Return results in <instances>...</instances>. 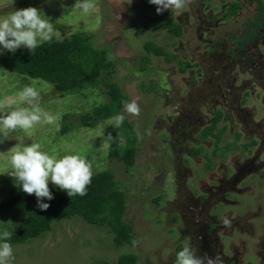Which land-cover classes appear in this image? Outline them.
I'll return each instance as SVG.
<instances>
[{
    "label": "rangeland",
    "instance_id": "rangeland-1",
    "mask_svg": "<svg viewBox=\"0 0 264 264\" xmlns=\"http://www.w3.org/2000/svg\"><path fill=\"white\" fill-rule=\"evenodd\" d=\"M75 3L0 0V17L42 9L54 24L52 40L91 34L117 60L95 83L60 92L50 82L5 68L1 59L11 52L0 46V98L38 79L49 85L41 91V107L59 117L0 143V201L19 186L4 154L19 143L15 137L25 145L41 143L58 157L79 153L93 161L94 173L109 171L127 188L125 218L138 243L116 246L108 226L77 215L55 218L50 231L10 243L12 264H119L122 253H135V264H174L185 243L199 256L221 255L224 264H264V27L249 26L260 1L191 0L179 11H164L181 24L180 36L158 25L157 6L149 0H96L97 9L87 15L73 10ZM145 41L175 58L148 54ZM183 63L188 67L181 70ZM111 82L129 102L137 100L139 116L115 107ZM103 105L112 115L95 117L93 109ZM216 111L222 112L214 129L218 139L201 134ZM120 114L130 128L109 123ZM131 147L135 156L127 163ZM49 187L65 191L51 182ZM24 216L18 206L0 207V233L13 232ZM225 217L230 227L223 225Z\"/></svg>",
    "mask_w": 264,
    "mask_h": 264
},
{
    "label": "trees",
    "instance_id": "trees-1",
    "mask_svg": "<svg viewBox=\"0 0 264 264\" xmlns=\"http://www.w3.org/2000/svg\"><path fill=\"white\" fill-rule=\"evenodd\" d=\"M262 8V5L260 6ZM260 15H257L249 24L252 28L261 26ZM158 25L164 28L170 35L180 36L182 26L172 21L166 12L153 17ZM143 48L148 54L161 56L170 62L175 55L165 51L162 46L152 41H145ZM109 56L112 59H109ZM142 61H148L142 57ZM117 62L106 47H97L92 40L91 34H72L61 40H51L39 46L34 53L23 48L11 52L1 59V64L9 71L25 74L32 78H39L50 82L60 92L74 91L83 88L86 84L97 81L102 71ZM188 67L183 63L181 70ZM112 71L107 70L104 76L110 77ZM108 94L117 109L124 108L123 101H128V96L120 91L115 82L107 83ZM115 108H113L114 110ZM112 108L108 105L98 106L92 114L97 118H107L112 115ZM222 117L221 111H216L211 117L201 134L211 135L218 139L219 133L214 132L217 122ZM89 115L84 116L86 121ZM123 125L130 128L131 125L124 119ZM66 129V128H65ZM64 130V128H63ZM132 140H136L133 132L130 133ZM135 156V148L127 150L125 161L131 163ZM53 199H44V203L50 204L46 211L37 207V198L28 195L18 186L14 195L0 201V207L18 206L25 216L14 228L9 243H23L29 238L36 237L43 232L50 231L55 218H71L80 216L85 222L98 226H108L113 233V241L116 246L124 243L132 244L135 230L131 220L125 218L127 210L128 190L122 182L116 180L109 171L94 173L92 183L88 187L86 196L69 197L67 191H55L51 189ZM135 253H122L118 257L119 264H135Z\"/></svg>",
    "mask_w": 264,
    "mask_h": 264
},
{
    "label": "clouds",
    "instance_id": "clouds-1",
    "mask_svg": "<svg viewBox=\"0 0 264 264\" xmlns=\"http://www.w3.org/2000/svg\"><path fill=\"white\" fill-rule=\"evenodd\" d=\"M191 0H149L156 5L157 14L171 9L179 11L190 3ZM97 9L96 0H76L73 10H80L84 15ZM55 35L54 24L45 18L42 9L27 7L15 10L0 17V46L10 52H15L22 46L29 49L32 54L45 42H50ZM109 59H112L109 56ZM40 84L41 87H37ZM49 85L38 79H33L30 85L11 96L0 98V143L10 139L12 133L23 131L30 134L36 125L54 124L59 118L57 115L46 111L40 105L41 91ZM26 105V106H24ZM124 111L133 116H139L140 106L137 100L123 101ZM124 115H116L109 123L116 128L124 122ZM19 141L7 153L6 158L11 165L8 172L22 186L23 192L35 195L37 207L46 211L50 204L44 203V199L51 201L53 193L49 183L61 190L67 191L69 197L79 195L86 196L88 187L92 183L93 161L82 154H67L58 157L42 150L41 143L32 142L30 145L22 143V137H15ZM225 227L231 226L227 217L222 220ZM214 227V225H213ZM12 233L3 231L0 233V264H12L14 251L12 245L7 242ZM138 241H133L137 244ZM198 249L191 243L176 253L174 264H224L223 257L217 254L215 257L207 254L199 256Z\"/></svg>",
    "mask_w": 264,
    "mask_h": 264
},
{
    "label": "flooded vegetation",
    "instance_id": "flooded-vegetation-1",
    "mask_svg": "<svg viewBox=\"0 0 264 264\" xmlns=\"http://www.w3.org/2000/svg\"><path fill=\"white\" fill-rule=\"evenodd\" d=\"M260 1V4L258 5V8H257V11H256V14H255V16H254V18H253V20L255 19V17L257 16V15H260V22H259V24H261V26H259L258 28L259 29H261L262 27H264V0H259ZM262 5V8L260 7ZM252 20V21H253ZM251 22V21H250ZM249 26H250V24H249ZM251 27V26H250ZM254 29V28H253ZM255 29H257V28H255Z\"/></svg>",
    "mask_w": 264,
    "mask_h": 264
}]
</instances>
